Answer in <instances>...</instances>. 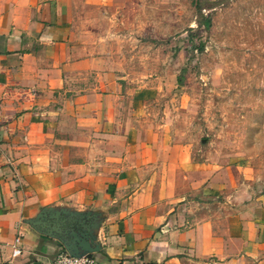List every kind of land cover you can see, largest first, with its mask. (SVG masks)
Masks as SVG:
<instances>
[{
    "label": "crops",
    "instance_id": "obj_1",
    "mask_svg": "<svg viewBox=\"0 0 264 264\" xmlns=\"http://www.w3.org/2000/svg\"><path fill=\"white\" fill-rule=\"evenodd\" d=\"M86 2L0 0V264L64 249L26 222L42 209L93 215L95 264H264V191L179 136L78 25Z\"/></svg>",
    "mask_w": 264,
    "mask_h": 264
},
{
    "label": "rangeland",
    "instance_id": "obj_2",
    "mask_svg": "<svg viewBox=\"0 0 264 264\" xmlns=\"http://www.w3.org/2000/svg\"><path fill=\"white\" fill-rule=\"evenodd\" d=\"M76 12L107 35L133 86L151 84L154 109L170 100L181 138L216 148L264 191V0H87Z\"/></svg>",
    "mask_w": 264,
    "mask_h": 264
},
{
    "label": "water",
    "instance_id": "obj_3",
    "mask_svg": "<svg viewBox=\"0 0 264 264\" xmlns=\"http://www.w3.org/2000/svg\"><path fill=\"white\" fill-rule=\"evenodd\" d=\"M92 216L88 212L75 215L64 213L61 210L50 212L49 209H42L35 218L27 219L26 222L37 231L58 238L68 254L73 256L86 254L90 256L92 252L98 250L97 245H92L89 236V225L92 223ZM52 224L54 226H51Z\"/></svg>",
    "mask_w": 264,
    "mask_h": 264
},
{
    "label": "built area",
    "instance_id": "obj_4",
    "mask_svg": "<svg viewBox=\"0 0 264 264\" xmlns=\"http://www.w3.org/2000/svg\"><path fill=\"white\" fill-rule=\"evenodd\" d=\"M16 94L19 97L24 95L33 96L35 94L34 89L27 88H15ZM17 240V239H15ZM16 251V249H15ZM49 264H95L94 258L90 255L81 254L79 256H73L68 254L64 249L58 252Z\"/></svg>",
    "mask_w": 264,
    "mask_h": 264
},
{
    "label": "trees",
    "instance_id": "obj_5",
    "mask_svg": "<svg viewBox=\"0 0 264 264\" xmlns=\"http://www.w3.org/2000/svg\"><path fill=\"white\" fill-rule=\"evenodd\" d=\"M198 25L201 24L205 29H207L209 27V18L208 17H202L201 20L199 22H197ZM198 50L202 49V44H199L196 47ZM181 79H178V81L180 82Z\"/></svg>",
    "mask_w": 264,
    "mask_h": 264
}]
</instances>
